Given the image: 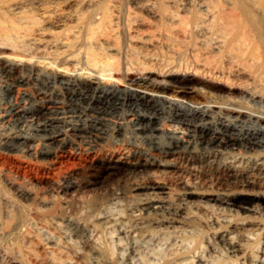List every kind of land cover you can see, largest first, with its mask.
Wrapping results in <instances>:
<instances>
[{"label":"bare ground","instance_id":"1","mask_svg":"<svg viewBox=\"0 0 264 264\" xmlns=\"http://www.w3.org/2000/svg\"><path fill=\"white\" fill-rule=\"evenodd\" d=\"M16 1H0L6 89L15 93L39 79L41 63L52 66L61 87L35 91L1 115L17 129L0 136V148L86 158L49 197L23 192L32 202L27 209L0 196V212L11 219L10 226L0 224V239L24 230L28 246L18 253L30 264H149L142 247L160 245L164 236L169 254L162 264H264V89L254 88L256 80L227 54L244 41L231 34L214 38L220 52L203 47L195 13L183 38L163 23L148 39L126 11L129 4L143 8L136 0H71L53 10L55 4L44 9L37 0ZM160 95L169 111L158 104ZM128 130L155 149L110 145L111 138L129 141ZM160 136L168 140L163 146ZM235 150L258 157L243 168L235 156L226 160ZM216 206L230 214L216 213ZM203 225L212 230L207 237ZM202 242L213 258L203 254ZM23 263L14 256L3 264Z\"/></svg>","mask_w":264,"mask_h":264},{"label":"rangeland","instance_id":"2","mask_svg":"<svg viewBox=\"0 0 264 264\" xmlns=\"http://www.w3.org/2000/svg\"><path fill=\"white\" fill-rule=\"evenodd\" d=\"M0 1H6V0H0ZM37 1L40 4L45 3L47 5V6L45 4L44 5L41 4L42 6L40 5L41 6L40 8L44 7V9L45 7L47 8L48 6L52 8L55 4V6L52 8L53 10L57 8L63 9L64 6H61L62 3L65 5V3L70 2L71 0H37ZM112 1L114 0H111V3H113ZM136 1L139 2L140 5L143 3L142 4L143 6L141 7H143L144 9L143 8L136 9L135 7H133L134 4H129L126 8V11L127 12L130 10L132 11L128 13L126 12V13L129 14L131 18L133 17L132 15H134L135 17H133V19L136 18L143 24L142 26L138 27V31L141 33V35H143L144 37L148 39L156 37L154 36L155 29L156 27H160L163 23L170 27L172 26L174 30L178 33V36L183 38V30H185L184 29L185 27H188L187 19L192 13L196 14L197 26L199 24L196 30L198 32L201 31L200 34L203 33V35L200 36V42H203L201 43L203 47H207V45L204 44L206 43L210 45L209 47L210 49L213 48L212 49L213 51L220 52L219 49L214 48L216 46L213 44V42L215 41L214 38L220 40V38L224 39L225 37H227V35L235 34V36L238 39L244 41V45L241 49H238V50L234 49L235 52H228L227 54H228L229 60L230 61L238 60V62L236 61L238 65L239 63H242L239 66L242 70L241 72L243 73V75H245V77H247L248 75L247 78L249 79L252 78L256 80L254 88H257L258 90L264 89V60L262 58L263 52H264V0H190V4L187 5L188 8L184 5H176L175 3L170 2L173 0H170V1L165 0L164 1L165 5L163 9L160 8L161 4L158 5L159 2L162 3V0H136ZM9 2H10V5H13L12 3H16L17 1L9 0ZM75 3L76 2H74V4ZM147 5H151L150 6L151 12L148 10H145V7ZM57 6H60V7H57ZM129 7H131V9ZM51 8H48V9L51 10ZM135 12L136 14H134ZM59 13H62V11H59ZM60 27H62V25L59 26V30H61ZM59 30L58 28H55L52 31L59 32ZM234 53H236V55L239 57L233 58L231 55H233ZM257 56L260 57V61L254 62L253 59L255 57L257 58ZM24 65L25 67H28V69L26 68L27 74H28L30 65H27L26 63H24ZM40 66H42L41 69L40 67H37L35 71L37 74H39L40 78L24 85L23 87L19 89V91L15 89L14 90L15 93L8 92V90L5 87V84L3 83V74H1L2 71H0V74L2 75V76L0 75V78H1L0 79V136L7 132H11L12 129L14 130L17 129L16 125H13L12 123L10 124V122H6L8 119L4 120L1 115H5L8 112H10L17 104L20 105V104L26 103L27 102L26 98H30V96L34 94L35 91L42 90V89L44 91L47 90L48 85L55 89L57 87H58L57 88L58 90L60 89L61 83L57 82V80L54 78V73L51 70L52 66L51 67L50 65L45 66V64L43 65V63H41ZM84 72L88 73V71H84ZM71 74L74 75L75 73L67 72V71L61 72V75H71ZM77 74H83V71H77ZM232 80L233 79L225 80V82L227 83V85H232L233 84L231 83ZM158 81H161V80L158 79ZM242 81H246V80H241V83ZM239 83L240 82H235V84H238V85ZM225 90H226V87H225ZM17 96L19 97L17 98ZM162 97L164 98L162 99ZM220 98L223 100L227 99L225 96H220ZM162 100H165V96L160 95L158 99V104L161 107H163L164 105L163 102H161ZM236 101H237L236 102L237 104L242 105L241 101L238 98ZM243 103H244L243 106L256 107L259 109H262L261 106H263V104H261L260 106L257 105L258 107L254 106L253 103H250L248 101H244ZM184 105L186 106L187 104L184 102ZM167 107H168L167 105H164L163 108L166 109V111H169ZM211 120L212 119H210L209 121ZM28 133L30 134H27V136L34 134L32 131H29ZM125 133H126L125 134L126 138L129 141L121 142L120 139L122 140L123 138H120V139L111 138L112 141L110 145L115 146L117 148L124 147L125 150L127 151L128 150L131 151V149L133 150L134 148L138 147L136 146V144L143 146L144 148L149 149L151 151L155 149L154 148L155 144H153L152 141L149 142L148 139L145 140L144 138L138 139L136 138V135H134L130 130L126 131ZM167 141L168 140L165 136H160V138L156 140V142L160 146H163L164 144H166ZM23 150L24 149L22 147H20L19 149L0 148V196L9 199L13 203H15L16 206L20 205L21 207L25 209H27L28 207H31L29 205H32L31 204L32 202L24 198V196L22 195L23 192L29 191L37 195L39 194L40 196L45 195L49 197V195L52 194L53 189L56 190L65 181L70 179V174L72 170L75 169V167L76 168L79 167L83 163V160L86 158V157H83V158L76 157V159H74L75 155L74 154L72 155L69 152L67 154L60 156L61 158L59 157L57 159H53V158L49 159V158H43L41 156L37 157L34 155L33 156L29 155L25 153ZM98 153L100 154L99 151ZM238 154L240 156L239 158H238ZM93 156L91 157L89 156L87 160H91ZM234 156L237 159L243 161L242 162L243 168L251 166L253 162H255L254 160H256L258 157L256 154L254 155L252 153H247V152L245 153V151H242V150H235V151H230L227 154L226 160L231 161L232 159H234ZM245 159L247 161H245ZM217 193H222V192L220 191ZM215 208L214 210L218 214L220 212H221L220 213L221 215H224V212L225 214H230L229 212L225 211L223 208H220L218 206H216ZM235 217L241 218L242 216L239 215ZM10 222H11V219L7 217L6 215H4V213L0 212V224H3L5 226H10L11 225ZM203 228L205 230H203L204 232L201 233V237H207V234H209L212 230H210L208 226H205V225H203ZM26 234L27 233H25V231L21 229L19 231L17 230L14 231L9 237L0 239V250H1L0 264L5 263L6 261L9 260V258L10 259L14 258V256L16 258L19 256L22 262H25V264H30L28 259H25V258L22 259V255L18 253L19 252L18 250L26 249V247L28 246V243H25L28 241ZM161 236L163 237L164 235H161ZM161 240L163 241V243L161 241V244H160L161 246L160 245H156V246L150 245L153 248L155 247L154 249H152V247L148 246L147 244H145V246L142 247V249L144 248V251H145V252L144 251L142 252V259L145 262H148L149 264H156L158 262H159L158 264L164 263V258H163L164 253L169 254V251L167 249L169 237L164 236L163 238H161ZM122 242L124 243L126 242L127 244L128 240L125 238L122 240ZM22 244H24V246ZM162 244H164V246H162ZM203 246H204V250L202 249ZM202 247H201V251H203V254L205 253L204 255L206 256V258L208 257L213 258L214 255L210 252L208 253L205 242L204 243L202 242ZM204 251H207V252H204ZM181 252L183 253L184 251L180 250L179 253ZM150 254H154L156 257L152 261L149 260ZM218 263L225 264V262L221 260L216 262V264Z\"/></svg>","mask_w":264,"mask_h":264}]
</instances>
